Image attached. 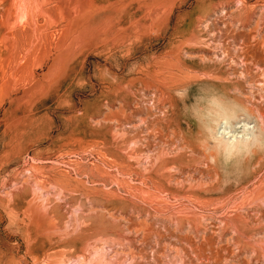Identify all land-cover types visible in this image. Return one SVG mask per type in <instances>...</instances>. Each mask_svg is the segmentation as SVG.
Wrapping results in <instances>:
<instances>
[{
  "label": "rangeland",
  "instance_id": "1",
  "mask_svg": "<svg viewBox=\"0 0 264 264\" xmlns=\"http://www.w3.org/2000/svg\"><path fill=\"white\" fill-rule=\"evenodd\" d=\"M225 95L264 127V0H0V264H264Z\"/></svg>",
  "mask_w": 264,
  "mask_h": 264
},
{
  "label": "bare ground",
  "instance_id": "2",
  "mask_svg": "<svg viewBox=\"0 0 264 264\" xmlns=\"http://www.w3.org/2000/svg\"><path fill=\"white\" fill-rule=\"evenodd\" d=\"M193 83H197V82L192 81V84ZM198 83H200L201 84L200 86H202V87L212 86L215 84L214 82H199V81H198ZM238 101L236 99L232 98L230 95H225V98H223V99L213 98L208 103V105L210 106V110H209L210 111V116H209L210 121L204 123L203 129H201V131H203L212 140L211 142H207L203 138V141L207 142V144L205 143L206 146L204 145L205 151H207L206 157L211 159V161L214 164L218 163L221 155H223L226 158L232 157L233 155L240 156V155H243L245 153H249L256 146H261L260 144L264 145V127L261 126V124L258 122V120L254 118V116L250 112V110L246 109L245 107H242L243 103L241 104ZM207 112H208V110H207ZM199 118H201V117L197 116L195 119L198 120ZM241 122H243L245 124L243 127V130H242L241 137H237L238 135L237 136L233 135V136H230L229 138H225L226 135H229L231 133V132H228V133H226V132L232 130V128L237 123H241ZM251 124H253L252 127L250 126ZM190 127H192V126H190ZM220 130H223V133H219ZM198 135H200V133ZM174 137H175V135H174ZM177 137H178V135H177ZM208 137H206V138H208ZM182 140H183V137H182ZM177 142H178V140L174 143H177ZM179 144H181V143H179ZM194 150L195 149H193V151ZM252 154H253V152H252ZM192 158L190 157L189 159H192ZM170 160H171V158L169 159V161ZM181 168H183V167H181Z\"/></svg>",
  "mask_w": 264,
  "mask_h": 264
}]
</instances>
